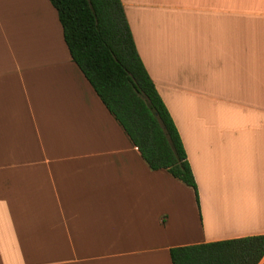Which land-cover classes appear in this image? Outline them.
I'll return each instance as SVG.
<instances>
[{
  "label": "crops",
  "instance_id": "crops-1",
  "mask_svg": "<svg viewBox=\"0 0 264 264\" xmlns=\"http://www.w3.org/2000/svg\"><path fill=\"white\" fill-rule=\"evenodd\" d=\"M120 1L198 204L143 161L50 2L0 0V264H171L264 235V0Z\"/></svg>",
  "mask_w": 264,
  "mask_h": 264
},
{
  "label": "trees",
  "instance_id": "trees-1",
  "mask_svg": "<svg viewBox=\"0 0 264 264\" xmlns=\"http://www.w3.org/2000/svg\"><path fill=\"white\" fill-rule=\"evenodd\" d=\"M72 61L149 169L198 190L176 127L136 51L120 0H48ZM171 264H259L264 235L175 247Z\"/></svg>",
  "mask_w": 264,
  "mask_h": 264
},
{
  "label": "rangeland",
  "instance_id": "rangeland-1",
  "mask_svg": "<svg viewBox=\"0 0 264 264\" xmlns=\"http://www.w3.org/2000/svg\"><path fill=\"white\" fill-rule=\"evenodd\" d=\"M186 188V190L188 191V192H193L191 189L189 190V188H187V187H185ZM186 194H188L187 192H186ZM198 210H199V208H198ZM197 210V211H198ZM199 213V211L197 212V214ZM226 220H222V222H224V224H225V227H227L226 225H228V223H227V221L225 222ZM259 264H264V256H263V258L261 259V261L259 262Z\"/></svg>",
  "mask_w": 264,
  "mask_h": 264
}]
</instances>
